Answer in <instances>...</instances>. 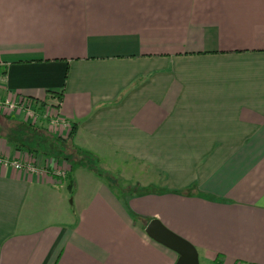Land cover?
<instances>
[{
    "label": "crops",
    "instance_id": "0c3cea01",
    "mask_svg": "<svg viewBox=\"0 0 264 264\" xmlns=\"http://www.w3.org/2000/svg\"><path fill=\"white\" fill-rule=\"evenodd\" d=\"M0 92L56 105L71 148L160 185L124 199L42 153L39 175L0 168V264H176L154 219L200 262L264 264V0H0ZM1 116L0 157H33Z\"/></svg>",
    "mask_w": 264,
    "mask_h": 264
},
{
    "label": "trees",
    "instance_id": "16d2710c",
    "mask_svg": "<svg viewBox=\"0 0 264 264\" xmlns=\"http://www.w3.org/2000/svg\"><path fill=\"white\" fill-rule=\"evenodd\" d=\"M55 98L60 99L61 97L56 96ZM0 114L2 115L0 116L5 119L4 123L8 125L7 127L4 126L5 129L10 130L9 132L6 131L7 138L11 144L18 147V150H29V153H31L33 157L36 156V153H42L43 155L52 157L53 159H60L62 157L68 161L81 160V163H84L83 161H85L88 168L94 170L95 173H101L92 156L88 155L85 151L80 149L74 150L70 147V140H73V137L76 134V125L72 126L68 136L65 138L60 135V133L56 134L53 130L45 128L41 125H34L32 123H28L27 121L17 122L12 119L10 117L11 115L7 112H1ZM0 129H2V127H0ZM67 180L69 181V189L73 191V171H70Z\"/></svg>",
    "mask_w": 264,
    "mask_h": 264
},
{
    "label": "built area",
    "instance_id": "2783aa9c",
    "mask_svg": "<svg viewBox=\"0 0 264 264\" xmlns=\"http://www.w3.org/2000/svg\"><path fill=\"white\" fill-rule=\"evenodd\" d=\"M37 104L34 100L26 97L3 98L0 92V113L7 112L8 114H21L25 121L36 125L41 122L42 118L47 120L48 128L55 133L63 134L70 131L72 124L63 119L56 105ZM39 158L37 157H20L18 161H11L9 159L0 157V168H6L11 165L17 170L27 171L31 174L39 175ZM59 177L65 178L66 173L58 171Z\"/></svg>",
    "mask_w": 264,
    "mask_h": 264
},
{
    "label": "rangeland",
    "instance_id": "374dc122",
    "mask_svg": "<svg viewBox=\"0 0 264 264\" xmlns=\"http://www.w3.org/2000/svg\"><path fill=\"white\" fill-rule=\"evenodd\" d=\"M108 162H112L114 163L111 164L110 166H108L106 163ZM97 166L99 168V170L101 171V174L108 176V180L111 183H115L120 191L119 192V196L121 198H127L130 194H142L144 192V188L143 185L144 183L148 184L147 182H152L155 183L154 185H151L149 187V189L151 190V192L155 189V186H160L157 183L158 179V175L154 174V175H150L149 177H146V175L144 174V170L143 168L140 167V165H137L136 163L132 162V161H128L126 163V160H124L123 158H116V159H111L109 157L107 158H102V159H98V161H96ZM67 181V189L69 190V181ZM131 185V186H130ZM129 186V187H128ZM127 188L126 190H123V188ZM70 193V197H69V204L71 205V201H73V196L75 194V191H71L69 190ZM200 264H206L204 261H201Z\"/></svg>",
    "mask_w": 264,
    "mask_h": 264
},
{
    "label": "water",
    "instance_id": "95a60500",
    "mask_svg": "<svg viewBox=\"0 0 264 264\" xmlns=\"http://www.w3.org/2000/svg\"><path fill=\"white\" fill-rule=\"evenodd\" d=\"M147 235L157 243L178 254L176 264H200L197 249L188 241L167 229L158 219L150 221Z\"/></svg>",
    "mask_w": 264,
    "mask_h": 264
},
{
    "label": "bare ground",
    "instance_id": "6f19581e",
    "mask_svg": "<svg viewBox=\"0 0 264 264\" xmlns=\"http://www.w3.org/2000/svg\"><path fill=\"white\" fill-rule=\"evenodd\" d=\"M4 156V155H3Z\"/></svg>",
    "mask_w": 264,
    "mask_h": 264
}]
</instances>
